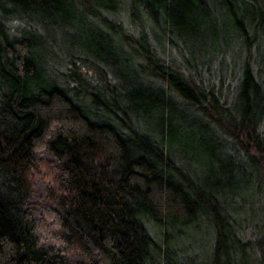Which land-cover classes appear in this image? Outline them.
<instances>
[{
  "label": "trees",
  "instance_id": "1",
  "mask_svg": "<svg viewBox=\"0 0 264 264\" xmlns=\"http://www.w3.org/2000/svg\"><path fill=\"white\" fill-rule=\"evenodd\" d=\"M198 224L264 264V0H0V264H192Z\"/></svg>",
  "mask_w": 264,
  "mask_h": 264
},
{
  "label": "rangeland",
  "instance_id": "2",
  "mask_svg": "<svg viewBox=\"0 0 264 264\" xmlns=\"http://www.w3.org/2000/svg\"><path fill=\"white\" fill-rule=\"evenodd\" d=\"M232 49L234 51V54L237 56V61H239L240 57H244L245 53H241L238 49L235 47L234 42H231ZM241 58V59H242ZM240 59V60H241ZM254 66V64H253ZM232 82V86L234 85V80L229 78ZM260 201L256 200L253 201V209L255 211H259V215H263L262 212H260L261 205ZM260 205V206H259ZM199 225V224H198ZM179 244L174 245L175 249L181 248L180 256H182V261L189 260L192 264H205L206 259L210 252V246L212 242L211 234L206 230L203 225H199L196 230L194 229H187V235L180 240H178ZM184 257V259H183Z\"/></svg>",
  "mask_w": 264,
  "mask_h": 264
}]
</instances>
